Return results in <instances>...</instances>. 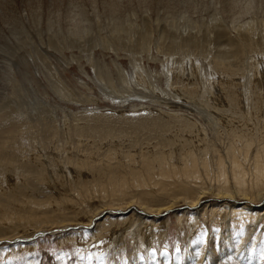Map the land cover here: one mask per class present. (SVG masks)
I'll return each instance as SVG.
<instances>
[{
    "label": "rangeland",
    "instance_id": "374dc122",
    "mask_svg": "<svg viewBox=\"0 0 264 264\" xmlns=\"http://www.w3.org/2000/svg\"><path fill=\"white\" fill-rule=\"evenodd\" d=\"M107 1L39 0L42 18L49 16L59 26V33L55 26L49 31L59 39L38 44L30 40L38 53L13 58L7 68L10 82L0 101V212L15 199L47 204L41 212L53 209L58 190L71 181H91L92 168L102 161L129 162L127 153L134 158L163 141L197 138L196 129H208L206 116L212 113L233 117L230 128L239 125L256 132L264 123L263 4L244 15L239 8L225 14L216 0H173L157 6L146 0H117L121 9L113 13ZM71 8L84 13L76 22L66 13ZM1 29L6 27L0 24ZM245 32L247 39L242 37ZM8 34L7 28L4 35ZM245 40L249 45L242 51ZM217 57L231 65L228 76L218 68L214 73ZM3 61L0 58V73L6 66ZM152 199L162 201L164 196ZM97 204L96 197L88 198L80 214L88 215ZM62 212L74 216L68 205ZM173 213L163 212L162 218L171 215L150 229L137 221L110 226L103 217L97 219L103 224L95 230L78 226L29 242L1 243L0 247L33 246L6 256L1 252L0 264H257L262 258L260 243H248V238L247 251L257 244L251 252L253 262L238 255L242 250L227 252L236 238L214 233L223 230L222 220L210 211H200L189 225L188 215L178 218ZM55 214L49 211L48 217ZM5 222L0 219V235L11 234L16 225ZM82 229L98 235L85 240L83 235H66ZM201 252L203 259H198ZM260 262L264 264V257Z\"/></svg>",
    "mask_w": 264,
    "mask_h": 264
},
{
    "label": "bare ground",
    "instance_id": "6f19581e",
    "mask_svg": "<svg viewBox=\"0 0 264 264\" xmlns=\"http://www.w3.org/2000/svg\"><path fill=\"white\" fill-rule=\"evenodd\" d=\"M146 1L150 6H157L160 4H168L173 0ZM19 2H22L23 5L18 6L17 0H0V24H3L6 29L8 28L9 30L8 36L4 35L6 29H1L0 32V39L2 41H0V58L4 59L3 63L6 65L0 73V79H2V82H0V101L6 96L5 90L8 85L5 83L10 82L7 68H10L11 64H14L13 58L18 57L25 59L27 55L32 56L38 53L36 47H32L29 41L33 40L34 43L41 41H45V43H54V41L59 39L58 30L60 29H57L59 26L56 27V25L52 24L49 16L42 18V14H40L39 11L41 5L39 0H20ZM216 2L221 5L225 14H230L239 8L240 12L245 15V13L251 11L255 6H259V4L264 5V0H216ZM68 4L66 3V6ZM119 5L120 3H118L117 0L107 1V7L111 12L113 11V13L120 8ZM145 5L147 4L145 3ZM86 12L90 13L88 9ZM66 13H69L70 19L74 20V22L77 21L76 19H79L78 16L81 17L80 13L84 14L82 10H76L75 8ZM89 18H91V16ZM93 20L92 22L90 21L91 25ZM85 23L83 25H85ZM71 25H73L72 22ZM52 26L56 27L58 33L53 35L50 34L49 31ZM83 28H85V26ZM74 30H76V28ZM69 31H67V33ZM63 32L65 33L66 31L64 30ZM65 35L67 34L65 33ZM246 35L248 36L247 32H245L242 37L247 39ZM242 44L240 45L243 46L241 47L242 51L246 50V44L249 45V43L246 41V43ZM215 64L216 67L214 68L213 66L214 73H217L216 68H218L219 70H223L222 75L228 76L226 68L229 67L230 69L231 65L225 64V60L218 57L215 59ZM230 71L232 72V68ZM223 72L227 73L223 74ZM221 113L222 112H220V115ZM216 116H214L213 113L206 116L207 123L205 126H207L208 129H206V127L196 129L200 135L197 138L192 137L193 139L191 138L190 140L185 138L179 140V142L177 139H172L174 142L169 140L166 142L163 141L158 144L154 150L150 152H140L139 155L134 158L130 157V154L127 153L125 157L130 160L129 162L122 160V158H117L116 160L107 158L102 161L100 165L92 168L93 176L91 181H71L63 191L58 190V195L56 197L57 204L53 206V209H46L47 211L41 212L42 207L47 205L41 203V201L37 202L27 199H23L22 201L15 199L11 201V203H8L10 207L1 210L0 219L5 220V223L9 225H16H13L14 229L11 234L0 235V241H4L3 243H15L28 240L27 242H29V240H33L40 236L72 229L71 227H73V225L85 228L93 226L95 230L96 226L99 227L103 224L101 223L103 221H106V224L110 226H116L118 224L122 226L123 223L132 224L137 221L146 224V226L148 225L150 229V226L157 227L158 225H162L164 219H168L171 215L162 218L163 212H168L170 210L175 212L173 215L179 216L182 214V217L183 215H188L189 225L192 220H194V222L197 220V213H200V211H210L212 214L211 216H216L219 220H222L221 226L223 230L218 232L216 229L217 231L214 233L218 234L219 237L221 233L227 232V235L230 234L236 238L234 246L230 244V246L228 245L229 247H226L227 252L230 253V248L235 249L236 252L242 250L243 254L238 255H241V257L246 256L249 259L248 261L253 262L254 259L251 258L253 257L251 254L255 250L252 248L256 249L259 242L260 247L258 248V252H262L261 257L263 258L264 123L258 128V131L251 132L250 128L246 130L239 125L233 126V128L227 127L231 125L230 123L234 125L232 122L233 117H230L232 119H227L224 116L221 118H217ZM261 123L262 121L260 124ZM221 128L224 129V131H220ZM175 142H178L179 146L175 147ZM157 194L164 196V200H153L152 198ZM92 197L98 199V204L88 215H81L80 208L83 203H85L88 198L92 199ZM67 205L74 209V216L72 218H68V216L64 215L62 212ZM183 206L186 207L182 209ZM40 208L41 210H39ZM174 209H177L178 212ZM49 211L56 212L58 215L55 214L52 218L48 217ZM135 211H139L141 215H137ZM39 212H41L40 215ZM118 212L124 213L125 215H113V213ZM102 213L104 214L102 215ZM40 216L45 217L41 218ZM191 217H193V219H191ZM99 218L101 220L103 218L104 220L98 221L97 219ZM178 218L181 217L179 216ZM194 222L192 223L195 224ZM128 227H130V225ZM123 228L125 229V227ZM207 229L210 231L209 228ZM34 230H36L35 233L30 237H19V234H30ZM94 230L90 232L87 231V229H82L80 231L67 233L66 235H83L85 240L87 237H96V235H98ZM214 233L210 235H214ZM31 237L33 238L29 239ZM231 238L229 239L231 240ZM246 238L249 239L248 243L254 245L257 243L255 247L251 245L252 247L250 248L252 250L250 249L247 251L246 245L248 243L245 244ZM8 240H11V242ZM230 240H228V242ZM217 241L216 243H218ZM32 246L33 243L14 245L13 247H8L4 244V246L0 247V254L1 252H5L3 256H6L11 250L27 249ZM226 251L224 250V252ZM201 253L202 255L199 256L198 259H203L202 256H204V253ZM247 254L250 255L247 256ZM261 259L260 257L258 258L259 263H261Z\"/></svg>",
    "mask_w": 264,
    "mask_h": 264
},
{
    "label": "water",
    "instance_id": "95a60500",
    "mask_svg": "<svg viewBox=\"0 0 264 264\" xmlns=\"http://www.w3.org/2000/svg\"><path fill=\"white\" fill-rule=\"evenodd\" d=\"M75 227H78V225H73V227L71 228H75ZM34 237V236H33ZM33 237L29 238V239H32ZM4 241H0V244L3 243Z\"/></svg>",
    "mask_w": 264,
    "mask_h": 264
}]
</instances>
